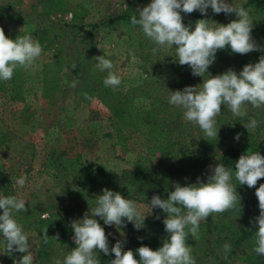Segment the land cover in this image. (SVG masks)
<instances>
[{
  "label": "rangeland",
  "instance_id": "374dc122",
  "mask_svg": "<svg viewBox=\"0 0 264 264\" xmlns=\"http://www.w3.org/2000/svg\"><path fill=\"white\" fill-rule=\"evenodd\" d=\"M246 1L234 0V3L243 6ZM36 3L37 0H21L15 9L0 8L3 12L0 27L7 37L16 39L20 34H28L42 47V54L32 68L15 69L24 99L7 102V97L0 92V119L37 148L33 166L23 163L20 170L19 175L27 178L24 187L14 186L17 197L25 200L27 211L13 213L28 237L34 264H54L55 259L62 261L76 247L72 240L71 221L82 219L89 207L95 206L97 199L86 188L72 190L69 186L58 185L55 179L36 173L46 146L64 151L67 157L80 158L85 168L109 160L116 170L154 168L155 171L148 175L152 179L163 169L176 168L193 184L197 183L198 177L207 182L210 166L220 163L221 154L227 148L248 146L252 153L264 155V106H247V114L241 118L222 105L219 115H226L224 130L220 129L215 117L218 136L205 137L198 126L184 120L182 109L169 104L167 99L169 90L197 86L203 83V77L193 76L189 66L173 62L174 47L162 49L154 55L152 49L157 46L131 21L109 22L111 17L123 13L138 15L136 10L147 6L151 0H64V11L45 17L43 22L37 16L40 8L35 9ZM246 10L252 24V38L264 48L263 16L252 7ZM181 15L185 26L191 25L193 30L195 22L200 19H207L212 27L237 19L235 14H215L210 7L207 16L198 10L191 14L182 12ZM94 24L98 26L92 27ZM44 26L46 32L41 30ZM103 55L112 61V71L121 78V84L115 89L105 87L103 83L108 72L95 67V57ZM261 55L264 52L235 54L230 47L219 50L204 78L223 74L229 69L239 73L246 64L258 62ZM54 61L58 62L54 69L47 70L45 65ZM46 74L48 82L42 87ZM74 80L78 82L77 86L69 87ZM84 93L92 99H86ZM127 99H131L143 113H151L147 119L153 123L152 130L147 126L143 129L109 125L114 120L112 107ZM251 119H256L259 124L255 132L249 134L244 124ZM237 133L241 134L239 141L235 139ZM110 137L120 141H110ZM7 166L0 153V169ZM81 167L76 165V169ZM225 168L232 171V183L241 203L247 207L241 214L233 209L222 213L225 218L217 223L208 225L211 220L200 222L198 239L189 235L186 241L192 248L196 264H250L247 257L256 246L255 234L244 236V232L255 227L251 222L259 215L255 191L264 184V178L250 189L235 180V169ZM250 200L252 203L248 204ZM134 201L146 216L140 230L126 218L121 226L116 227L105 225L96 217L108 235L109 248L120 240L125 241L124 251L135 253L141 246L157 250L168 237L162 222L166 215L158 220L154 217V209L151 212L150 200L134 197ZM252 206L253 211H250ZM2 213L0 209V215ZM45 214L47 218H43ZM41 220H50V223L39 225ZM204 223L206 225L202 227ZM215 228L217 232L212 233ZM45 230L49 235L47 244L43 241ZM57 234L59 240L54 238ZM2 239L0 237V264H14L26 254L16 252L9 256ZM225 243L231 246L227 254L223 247ZM104 255L102 251L97 253L100 264H110L115 258H103ZM136 259L139 260L138 253Z\"/></svg>",
  "mask_w": 264,
  "mask_h": 264
},
{
  "label": "clouds",
  "instance_id": "9594fccd",
  "mask_svg": "<svg viewBox=\"0 0 264 264\" xmlns=\"http://www.w3.org/2000/svg\"><path fill=\"white\" fill-rule=\"evenodd\" d=\"M209 7L215 14L235 13L237 19L230 23L209 26L207 19L195 22L194 30L191 25L185 26L181 13L191 14L199 11L207 16ZM138 15L131 17V24L139 26L143 34L157 47L152 49L155 55L158 51L175 48L173 62L180 66L187 65L193 76L203 77V83L197 86H186L183 90L170 91L168 103L183 111L187 122L198 126L207 138H217L216 120L222 105L237 117L247 114V106L261 108L264 106V55L256 63L246 64L242 71L229 69L223 74L210 76L205 79L209 67L216 60V53L230 47L232 53L248 54L262 51L252 38V24L249 12L242 6H236L234 0H151L147 6L136 10ZM42 54L39 41L31 35H19L11 39L0 27V80L8 81L13 77L17 67L28 70ZM95 67L101 72L107 71L103 83L105 87L117 88L121 78L115 74L113 63L105 55L95 57ZM77 81L69 87L75 88ZM86 99L92 97L84 93ZM259 122L251 119L244 127L249 134L254 133ZM241 134L235 139L239 141ZM208 140V139H207ZM207 182L199 177L197 183L181 186L174 184V191L167 194V199L153 195L150 201L153 209H162L167 215L163 219L165 232L168 237L162 246L152 250L141 246L135 250L124 251L125 241L118 240L109 248L108 235L96 217L108 226H121L123 218L133 223L135 229L144 227L146 216L143 215L135 201L126 199L120 192L103 189V194L97 196L95 206H90L82 219L71 221L70 227L74 232L72 240L76 247L63 258L55 259L54 264H100L97 253L114 254L110 264H196L192 256V248L186 241L191 235L198 239L200 222L213 213L222 214L241 206V197L232 183L233 173L230 169L218 163L210 166ZM234 178L239 185L255 188L258 180L264 178V155L259 152L242 154L235 163ZM26 177L15 179L14 186L24 187ZM259 215L251 221L257 228L255 232L254 251L264 255V184L256 188ZM0 237L6 242V252L26 253L14 264H34V256L30 250L28 237L22 226L16 221L13 213L27 211L26 202L17 196L0 197ZM43 218H47V214ZM160 219L159 216L155 217ZM121 235H123L121 233ZM55 239L59 240V234ZM142 239V238H140ZM43 241L49 242L47 230L44 231ZM225 254L231 251L228 243L224 244ZM136 253L139 260L136 259Z\"/></svg>",
  "mask_w": 264,
  "mask_h": 264
},
{
  "label": "trees",
  "instance_id": "16d2710c",
  "mask_svg": "<svg viewBox=\"0 0 264 264\" xmlns=\"http://www.w3.org/2000/svg\"><path fill=\"white\" fill-rule=\"evenodd\" d=\"M21 0H4L0 1V8L3 10L15 9ZM64 0H37L35 9L40 8L37 11V16L40 21L43 22L45 17H49L52 14L60 13L64 11ZM245 9L252 7L259 14L263 16L262 24L264 23V0H247L242 6ZM36 12V10H35ZM3 12H0L2 16ZM235 14V13H233ZM133 15L129 13H123L120 15L113 16L109 19V22H114L118 20L131 21ZM42 24V23H41ZM97 24L92 25V27H97ZM43 32H46V27H41ZM21 35V34H20ZM57 61L52 63H47L46 69L53 70L54 66L57 65ZM79 68L75 69L76 71ZM0 92L3 96H6L8 101H21L24 99L22 85L17 82L16 74L14 71L13 77L8 81L0 80ZM113 119L110 121L109 125L113 128L117 126L129 125L131 128H145L147 126L148 130L153 129V123H150L147 119L151 113H143L139 110L136 104H133L131 99L121 100L117 106L112 107ZM262 114H264V107L262 109ZM148 114V115H147ZM224 116L218 115V123L220 124V129L224 130ZM119 120L118 123L114 122ZM118 128V127H117ZM146 129V130H147ZM117 130V129H115ZM145 132V131H144ZM146 133V132H145ZM150 133V131H149ZM120 138V137H119ZM114 140L110 137V141ZM36 145L19 135L14 129H12L5 121L0 119V153L3 155L6 161L7 167L0 169V195L2 197L7 196H17L16 190L14 188V181L20 175L21 167L23 163H29L31 166L34 164V160L37 157ZM167 153V152H166ZM252 153L248 146H243L239 148L230 147L227 148L220 157V164L224 167H229L235 169V163L238 161L242 154ZM98 164L94 167H83L80 158H70L64 151L57 150L53 147L46 146L44 148L42 159L40 161V167L36 172L39 176L46 175L51 179L57 180L58 185H66V187L73 189L86 188L91 194L96 196L103 194V189L114 192H120L122 196L126 199L133 200L134 197L145 198L146 201H151L153 195H159L162 199H167V194L170 191H174V184L179 183L181 186H187L190 183L187 176L183 174L179 169H163L161 174L155 179H152L150 172L155 171V169H139V170H127V169H114L110 163ZM76 165L82 166L81 169H76ZM252 200L248 201L251 204ZM241 208L239 204L233 209L239 214L243 212V208L247 206L241 203ZM256 206V204L254 205ZM250 207V211H253V207ZM167 215L162 209H154V217ZM225 217L221 214L213 213L207 219L211 222L207 223H217V220H223ZM50 220H41L38 222L39 225L49 224ZM204 223L202 225L205 226ZM217 228L212 229V233H216ZM257 228L256 226L248 232H244V236H252L255 234ZM49 236V235H48ZM51 245V244H50ZM49 245V246H50ZM108 256L114 257V254L104 255L103 258ZM247 261L250 264H264V255H258L255 251H252L248 257Z\"/></svg>",
  "mask_w": 264,
  "mask_h": 264
},
{
  "label": "crops",
  "instance_id": "0c3cea01",
  "mask_svg": "<svg viewBox=\"0 0 264 264\" xmlns=\"http://www.w3.org/2000/svg\"><path fill=\"white\" fill-rule=\"evenodd\" d=\"M44 68V67H43ZM46 68V67H45ZM48 75L46 74L45 77H43V84H42V87H44V85L48 82ZM78 106V105H76Z\"/></svg>",
  "mask_w": 264,
  "mask_h": 264
}]
</instances>
